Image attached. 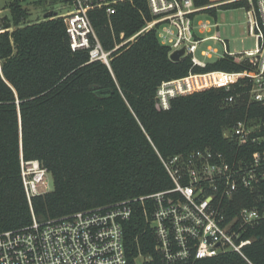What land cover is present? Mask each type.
<instances>
[{
    "label": "trees",
    "instance_id": "1",
    "mask_svg": "<svg viewBox=\"0 0 264 264\" xmlns=\"http://www.w3.org/2000/svg\"><path fill=\"white\" fill-rule=\"evenodd\" d=\"M26 1L12 0L10 19L0 24V234L31 226L33 217L46 222L131 201L133 215L123 224L127 264H166L145 206L134 200L173 187L161 159L205 149L233 158L238 147L224 132L264 119V108L251 102L247 81L231 92L210 89L177 97L168 110L157 108V92L190 74L242 73L251 71V64L231 56L205 67L194 66L190 56L173 62L171 48L155 30L116 51L110 68L90 63L87 52H72L62 19L29 21ZM193 2L213 17L246 7ZM91 18L106 51L121 42V34L130 38L152 20L146 0L121 6L111 19L104 11ZM231 95L233 104L227 103ZM31 161L52 176L53 189L30 205L21 166ZM226 204L229 216L245 207L264 210V191L241 190ZM245 238L253 239L244 248L246 258L228 253L176 264H264V221Z\"/></svg>",
    "mask_w": 264,
    "mask_h": 264
},
{
    "label": "built area",
    "instance_id": "2",
    "mask_svg": "<svg viewBox=\"0 0 264 264\" xmlns=\"http://www.w3.org/2000/svg\"><path fill=\"white\" fill-rule=\"evenodd\" d=\"M135 1L63 0L66 13H56L53 17L64 21L72 52L85 51L90 63L102 62L109 68L116 51L150 30L157 32L160 42L171 48V54L184 49L194 66H206L197 53L209 41L222 45L223 56H231L236 62L247 60L251 64L252 70L242 73L190 74L185 79L164 83L157 92L159 110H168L177 97L210 89L231 92L242 81L251 83L248 91L251 102L264 108V0H217L211 6L246 4L243 9L248 34L255 39L252 50L231 52L218 31V24L197 20L202 13L193 0H146L152 20L130 38L121 34V42L106 51L91 15L104 11L111 19L121 6ZM212 29L217 31L201 37ZM200 52L206 59L219 54L212 46ZM234 102L235 96L227 98V103ZM224 137L238 147L233 158L205 149L187 156L161 159L173 187L134 200L145 206L156 250L166 264L210 259L228 253L246 258L244 248L253 239L245 236L264 221V210L245 207L229 216L226 204V200H232L241 190L264 191V119L239 122L227 129ZM47 174L38 161L22 162L21 177L30 205L34 197L50 192ZM149 201L152 203L150 209L147 207ZM132 215V202L126 201L46 222H38L33 217L31 226L0 234V264H127L123 224Z\"/></svg>",
    "mask_w": 264,
    "mask_h": 264
},
{
    "label": "rangeland",
    "instance_id": "3",
    "mask_svg": "<svg viewBox=\"0 0 264 264\" xmlns=\"http://www.w3.org/2000/svg\"><path fill=\"white\" fill-rule=\"evenodd\" d=\"M11 1L12 0H0V24H3L5 19H10L11 15L9 7ZM23 7L28 10L30 14L29 21L31 22L41 21L44 19V16L50 12L64 14L67 11L63 0H27L23 3ZM198 15L197 20L209 21L211 24L219 25L218 31L220 32L222 39L227 42L231 52L239 53L255 48V39L251 38L248 34L245 9L222 10L218 12L217 17H213L206 13ZM216 31L217 29H212V32H206L202 34L201 37L209 36ZM208 46L217 48L219 54L214 55L212 59L203 58L200 51ZM223 54V48L220 43L209 41L200 47L197 57L204 62H208L221 58ZM47 179L49 183V191H51L53 189L52 176L47 174ZM138 263L140 264V261Z\"/></svg>",
    "mask_w": 264,
    "mask_h": 264
},
{
    "label": "water",
    "instance_id": "4",
    "mask_svg": "<svg viewBox=\"0 0 264 264\" xmlns=\"http://www.w3.org/2000/svg\"><path fill=\"white\" fill-rule=\"evenodd\" d=\"M56 13L54 12H50V13H47L45 16H44V19H49V18H52L53 16H55ZM7 28H11V25L8 24L7 25ZM185 56V50L182 49V50H179V51H176L174 53H172L170 55V59L173 61V62H178L182 57Z\"/></svg>",
    "mask_w": 264,
    "mask_h": 264
},
{
    "label": "crops",
    "instance_id": "5",
    "mask_svg": "<svg viewBox=\"0 0 264 264\" xmlns=\"http://www.w3.org/2000/svg\"><path fill=\"white\" fill-rule=\"evenodd\" d=\"M213 1V0H212Z\"/></svg>",
    "mask_w": 264,
    "mask_h": 264
}]
</instances>
